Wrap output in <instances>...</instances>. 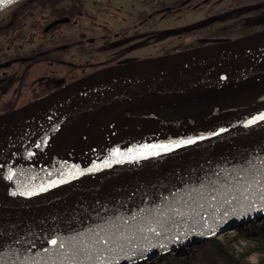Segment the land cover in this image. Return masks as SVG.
<instances>
[{"label": "water", "instance_id": "1", "mask_svg": "<svg viewBox=\"0 0 264 264\" xmlns=\"http://www.w3.org/2000/svg\"><path fill=\"white\" fill-rule=\"evenodd\" d=\"M261 77L264 30L99 69L0 116V128L52 116L103 91L88 110L183 103ZM263 214L261 117L75 167L26 196L0 188V264H134Z\"/></svg>", "mask_w": 264, "mask_h": 264}, {"label": "flooded vegetation", "instance_id": "2", "mask_svg": "<svg viewBox=\"0 0 264 264\" xmlns=\"http://www.w3.org/2000/svg\"><path fill=\"white\" fill-rule=\"evenodd\" d=\"M120 3L121 9L114 0H15L3 6L0 9V116L101 68L264 30V0H122ZM178 8L202 9L205 22L220 21L212 26L202 21L198 26L184 29L163 30L157 26L159 19L164 20ZM224 27L232 30L234 36H208L214 29ZM187 31L194 32V36L184 38ZM129 43L162 46L159 48L162 53L128 56ZM123 137L122 133L118 140L122 141Z\"/></svg>", "mask_w": 264, "mask_h": 264}, {"label": "bare ground", "instance_id": "3", "mask_svg": "<svg viewBox=\"0 0 264 264\" xmlns=\"http://www.w3.org/2000/svg\"><path fill=\"white\" fill-rule=\"evenodd\" d=\"M12 0H0V9ZM100 92L52 116L30 117L0 128V188L12 196H26L51 185L78 166L134 153L170 142L205 135L264 117V99L243 109H230L185 128L159 127L150 138L110 146L117 128L129 118V105L102 110L88 106ZM22 136L20 140H17ZM115 139V137L113 138Z\"/></svg>", "mask_w": 264, "mask_h": 264}, {"label": "trees", "instance_id": "4", "mask_svg": "<svg viewBox=\"0 0 264 264\" xmlns=\"http://www.w3.org/2000/svg\"><path fill=\"white\" fill-rule=\"evenodd\" d=\"M242 93L255 94L254 99L245 106L264 99V77L258 78L239 89L233 87L215 95L130 113L138 116L154 115L160 122H165L176 127L193 126L215 114L226 111L219 108L216 110L217 107L215 105L218 101L228 96ZM245 106L234 108L240 109ZM165 108H180L184 112L180 116H176L175 120H172L161 114L160 111ZM156 129L150 131L144 128L137 131L129 130L123 135V139L131 138L132 135L137 140L145 139L152 135ZM235 230L242 232L243 234L240 236L247 237L250 241L254 242L253 245L247 247L242 246L237 251L231 249L227 243L215 236L208 238L200 245L176 247L173 250L157 254L150 258H144L134 264H220L219 262L223 264H264V214L259 219L243 222ZM254 254H257L258 258L255 262L251 263L249 262V257Z\"/></svg>", "mask_w": 264, "mask_h": 264}, {"label": "rangeland", "instance_id": "5", "mask_svg": "<svg viewBox=\"0 0 264 264\" xmlns=\"http://www.w3.org/2000/svg\"><path fill=\"white\" fill-rule=\"evenodd\" d=\"M122 0H114V4H117L119 8H122V3H120ZM206 15L202 11V9H191V8H178L175 12H173L170 16L165 18L164 20L159 19V23L157 26L163 30L166 28H177L179 27L180 29H184L185 27L189 26H198L199 22H204V24H207L209 26L214 25L216 22H219V19H209V21L205 22ZM175 30V29H173ZM197 31H200L197 29ZM177 32V31H176ZM233 31L228 29L227 27L221 28V29H214L213 32H211L210 37L213 38H219V37H233L232 35ZM191 36H194V32L192 31H187L184 33L183 37L184 38H190ZM158 43H162V41H158ZM127 46L129 48L127 55L130 56H135L138 55L139 57H147L150 55H157L159 53H162L159 51V48L162 46H151V45H144V46H138L135 44L129 43ZM159 45V44H158ZM255 97V94H247V93H242V94H235L232 96H228L225 99H222L217 102L215 105L216 110L221 109V110H228V109H235L234 107H240V106H245L246 104L250 103ZM161 114L175 120L176 116H180L181 113L184 112L183 109L177 108V109H169L165 108L162 109ZM168 127V128H175L178 129L174 126H170L169 124H165L164 122L158 121L154 117H143V118H138L135 116H129L128 119H126L122 124L117 128L115 135H118L122 130H126L128 128H133V129H140L144 128L147 131L153 130L155 128L159 127ZM134 143H137L135 141H132ZM243 234L242 232H238L237 230H232L229 232H226L224 234H221L217 236L220 238L222 241L227 243L231 249L233 250H240V247L244 246H251L253 245L254 242L250 241L247 237L245 236H240ZM258 258L257 254L251 255L249 257V262L253 263L256 261ZM220 264H223L222 262H219Z\"/></svg>", "mask_w": 264, "mask_h": 264}, {"label": "snow or ice", "instance_id": "6", "mask_svg": "<svg viewBox=\"0 0 264 264\" xmlns=\"http://www.w3.org/2000/svg\"><path fill=\"white\" fill-rule=\"evenodd\" d=\"M52 243H53V244H55V243H56V241H55V240H53V241H52Z\"/></svg>", "mask_w": 264, "mask_h": 264}]
</instances>
